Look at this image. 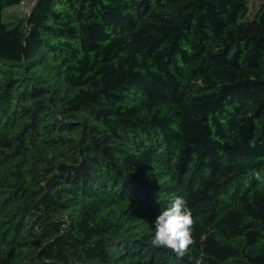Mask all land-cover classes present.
<instances>
[{"label":"trees","instance_id":"trees-1","mask_svg":"<svg viewBox=\"0 0 264 264\" xmlns=\"http://www.w3.org/2000/svg\"><path fill=\"white\" fill-rule=\"evenodd\" d=\"M0 0V264H264V0ZM203 237V244H201ZM194 259L192 264H194Z\"/></svg>","mask_w":264,"mask_h":264},{"label":"clouds","instance_id":"clouds-1","mask_svg":"<svg viewBox=\"0 0 264 264\" xmlns=\"http://www.w3.org/2000/svg\"><path fill=\"white\" fill-rule=\"evenodd\" d=\"M250 174L260 184H264V176L260 171L252 170ZM194 225L193 212L188 206V201L183 196H174L154 221L155 234L151 243L156 247L170 249L178 258L189 256L192 264L194 258L190 256V248L196 243ZM194 264H202V260L195 258Z\"/></svg>","mask_w":264,"mask_h":264},{"label":"rangeland","instance_id":"rangeland-1","mask_svg":"<svg viewBox=\"0 0 264 264\" xmlns=\"http://www.w3.org/2000/svg\"><path fill=\"white\" fill-rule=\"evenodd\" d=\"M23 7L21 5L8 8L4 13V21L6 23L12 22L13 20L23 18L26 16L25 9H22Z\"/></svg>","mask_w":264,"mask_h":264},{"label":"built area","instance_id":"built-area-1","mask_svg":"<svg viewBox=\"0 0 264 264\" xmlns=\"http://www.w3.org/2000/svg\"><path fill=\"white\" fill-rule=\"evenodd\" d=\"M35 1L36 0H22L21 1V6L27 12L26 15L29 14L30 9H31L32 5L35 3Z\"/></svg>","mask_w":264,"mask_h":264},{"label":"water","instance_id":"water-1","mask_svg":"<svg viewBox=\"0 0 264 264\" xmlns=\"http://www.w3.org/2000/svg\"><path fill=\"white\" fill-rule=\"evenodd\" d=\"M31 12H32V10L29 12V14H27V18L30 16Z\"/></svg>","mask_w":264,"mask_h":264},{"label":"crops","instance_id":"crops-1","mask_svg":"<svg viewBox=\"0 0 264 264\" xmlns=\"http://www.w3.org/2000/svg\"><path fill=\"white\" fill-rule=\"evenodd\" d=\"M23 9V8H22Z\"/></svg>","mask_w":264,"mask_h":264}]
</instances>
